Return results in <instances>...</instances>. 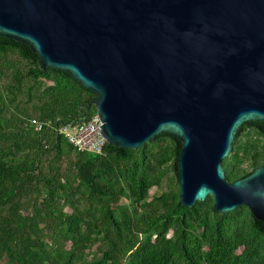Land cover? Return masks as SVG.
I'll use <instances>...</instances> for the list:
<instances>
[{
    "label": "trees",
    "instance_id": "trees-1",
    "mask_svg": "<svg viewBox=\"0 0 264 264\" xmlns=\"http://www.w3.org/2000/svg\"><path fill=\"white\" fill-rule=\"evenodd\" d=\"M0 82V264H264V223L248 208L219 214L211 197L181 207L178 139L77 150L57 130L86 124L94 94L5 38ZM263 164L264 123H243L225 179Z\"/></svg>",
    "mask_w": 264,
    "mask_h": 264
},
{
    "label": "water",
    "instance_id": "water-1",
    "mask_svg": "<svg viewBox=\"0 0 264 264\" xmlns=\"http://www.w3.org/2000/svg\"><path fill=\"white\" fill-rule=\"evenodd\" d=\"M0 38L94 94L107 145L181 142L180 204L264 223V164L228 183L243 123H264V0H0Z\"/></svg>",
    "mask_w": 264,
    "mask_h": 264
},
{
    "label": "built area",
    "instance_id": "built-area-1",
    "mask_svg": "<svg viewBox=\"0 0 264 264\" xmlns=\"http://www.w3.org/2000/svg\"><path fill=\"white\" fill-rule=\"evenodd\" d=\"M30 126L36 132H40L46 123L36 120L30 121ZM102 122L97 113L86 124H68L58 128L57 133L65 137L74 148L96 155L103 153L107 141L102 130Z\"/></svg>",
    "mask_w": 264,
    "mask_h": 264
},
{
    "label": "rangeland",
    "instance_id": "rangeland-1",
    "mask_svg": "<svg viewBox=\"0 0 264 264\" xmlns=\"http://www.w3.org/2000/svg\"><path fill=\"white\" fill-rule=\"evenodd\" d=\"M2 84V82H0V85ZM166 189V185H165V183L162 185V187L161 188H153L151 191H150V193H149V196H150V198L151 197H153L154 195H156V194H159V193H161V191H163V190H165ZM125 202V201H124ZM95 251V248H93L92 249V252H94ZM241 252V249H239L238 251H237V253L239 254ZM91 258V257H90Z\"/></svg>",
    "mask_w": 264,
    "mask_h": 264
},
{
    "label": "bare ground",
    "instance_id": "bare-ground-1",
    "mask_svg": "<svg viewBox=\"0 0 264 264\" xmlns=\"http://www.w3.org/2000/svg\"><path fill=\"white\" fill-rule=\"evenodd\" d=\"M85 124V123H84Z\"/></svg>",
    "mask_w": 264,
    "mask_h": 264
}]
</instances>
